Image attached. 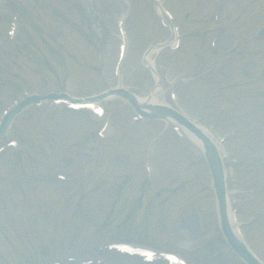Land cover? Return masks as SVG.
<instances>
[{"label": "rangeland", "instance_id": "rangeland-1", "mask_svg": "<svg viewBox=\"0 0 264 264\" xmlns=\"http://www.w3.org/2000/svg\"><path fill=\"white\" fill-rule=\"evenodd\" d=\"M256 1L211 0L209 7L205 0H165L184 38L179 48L152 57L159 100L171 103L176 91L175 104L196 120L220 133L238 130L227 141L216 136L232 209L264 262V34L258 33L264 0L262 10ZM154 7L147 0H0V120L28 83L30 95L55 88L89 99L120 86L149 94L156 78L144 53L170 38ZM123 14L129 47L121 59ZM228 25L230 31H220L225 40L211 50L210 35ZM121 96L102 98L110 113L102 119L72 101H32L0 137V264H141L107 244L122 238L175 252L189 264H247L224 236L205 154L193 144L185 151L171 131L155 138L165 123L133 120L137 113ZM11 137L23 140L9 147ZM72 141L93 148L73 149ZM26 144L36 157L24 164ZM150 154L146 180L143 160ZM62 171L74 185H58L53 174Z\"/></svg>", "mask_w": 264, "mask_h": 264}, {"label": "water", "instance_id": "water-1", "mask_svg": "<svg viewBox=\"0 0 264 264\" xmlns=\"http://www.w3.org/2000/svg\"><path fill=\"white\" fill-rule=\"evenodd\" d=\"M18 109V108H17ZM17 109L8 117V120L11 118V116L17 111ZM167 112V111H165ZM159 113H163V111H160ZM168 113V112H167ZM174 114L179 120H181L182 122H184L185 124H188L184 119H182L179 115ZM8 122V121H7ZM197 133H199L201 135V133L197 130L194 129ZM206 145L210 151L209 153V161L212 167V171H213V175L215 178V186L217 188L218 191V195L220 198V202H221V210L223 213V217H224V230L226 232V235L229 239V241L231 242V244L233 245V247L238 250L247 260L250 264H257L255 262L254 259H252L249 254L246 252V250H244V248L239 244V242L235 239V237L233 236L230 227L227 223L226 220V214H225V195H224V181H223V174H222V168L221 165L219 163L216 151L214 149V147L212 146V144L206 139Z\"/></svg>", "mask_w": 264, "mask_h": 264}, {"label": "bare ground", "instance_id": "bare-ground-1", "mask_svg": "<svg viewBox=\"0 0 264 264\" xmlns=\"http://www.w3.org/2000/svg\"><path fill=\"white\" fill-rule=\"evenodd\" d=\"M225 38V35H220L219 36V38H218V40L219 39H223V40H225L224 39ZM154 52V50H151V51H149V53L147 54V56H146V59L148 60V62H150V63H152V53ZM154 74L156 75V77H157V72H155L154 71ZM161 89H160V87H159V84L157 85V87H156V89H155V91L154 92H152L150 95H148V94H145V95H143V96H138L137 97V101L138 102H140V103H146V104H157V103H162V102H164V101H161V100H159V98H158V96H159V93L161 92L160 91ZM163 104H165V102L163 103ZM69 122V121H68ZM67 122V123H68ZM71 122V121H70ZM194 136V135H193ZM192 136V138L193 139H195L197 142H198V144L200 145V143H201V139L200 138H198L196 135V138L195 137H193ZM202 144V143H201ZM58 183V185L60 184H64V185H70L71 183H66V182H62V181H58L57 182ZM229 219H230V222H231V226H232V228H233V231L236 233V235L240 238V240H242L243 241V239H242V237L240 236V234H238V228L236 227V224H235V222H234V220L232 219V218H230L229 217Z\"/></svg>", "mask_w": 264, "mask_h": 264}]
</instances>
